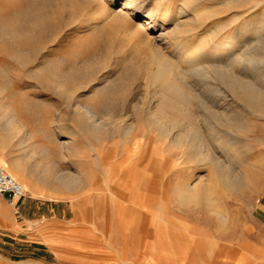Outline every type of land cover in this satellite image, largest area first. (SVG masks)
Instances as JSON below:
<instances>
[{
  "label": "rangeland",
  "instance_id": "rangeland-1",
  "mask_svg": "<svg viewBox=\"0 0 264 264\" xmlns=\"http://www.w3.org/2000/svg\"><path fill=\"white\" fill-rule=\"evenodd\" d=\"M162 56L186 99L156 79ZM12 163L71 179L35 199L72 209L92 264H242L264 191V0H0Z\"/></svg>",
  "mask_w": 264,
  "mask_h": 264
},
{
  "label": "crops",
  "instance_id": "crops-1",
  "mask_svg": "<svg viewBox=\"0 0 264 264\" xmlns=\"http://www.w3.org/2000/svg\"><path fill=\"white\" fill-rule=\"evenodd\" d=\"M28 193L30 199L14 205L0 196V264H92L94 255L82 242L84 228L72 209L58 201L37 203L35 198L46 196ZM251 219L258 231L252 234L255 241L242 243L240 259L242 264H264V191L254 201ZM186 242L167 244L173 248Z\"/></svg>",
  "mask_w": 264,
  "mask_h": 264
},
{
  "label": "bare ground",
  "instance_id": "bare-ground-1",
  "mask_svg": "<svg viewBox=\"0 0 264 264\" xmlns=\"http://www.w3.org/2000/svg\"><path fill=\"white\" fill-rule=\"evenodd\" d=\"M91 3H92V1H90ZM100 5V4H99ZM102 5V4H101ZM101 11H103V10H101ZM105 11H106V9H105ZM121 13H122V11H121ZM125 13V12H124ZM118 15H119V13H118ZM121 17L123 16V15H120ZM106 17H110V15L108 14ZM123 17H126V16H123ZM117 18V17H116ZM120 18V17H119ZM119 18H117L118 19V21H119ZM37 19H39V18H37ZM116 21V20H115ZM125 21V20H124ZM119 23V22H118ZM124 23V22H123ZM125 24H127V23H125ZM117 25V24H116ZM101 26V25H100ZM142 27V26H141ZM263 27V26H262ZM115 29H116V27H115ZM128 31H130V30H128ZM143 33H144V27H142V28H140L139 30H136V34L138 35V36H140V34L141 35H143ZM135 34V35H136ZM163 34V33H162ZM136 38V37H135ZM141 39V38H140ZM143 41V40H142ZM149 42V41H148ZM150 43V42H149ZM185 54V53H184ZM217 54V53H216ZM186 57V56H185ZM152 59H153V57H152ZM188 60H189V58H187ZM156 60V62L157 63H159L160 65H161V71L156 75V79L159 81V83L163 86V87H166V86H168L171 90L173 89V90H176V97L178 96L180 99H186L187 98V96H186V94L182 91V90H180V89H178L173 83H171V81H170V71L173 69V67H174V63L172 62V61H170V60H167V59H165L163 56L162 57H158V58H156L155 59ZM187 62V61H186ZM185 62V63H186ZM194 62H195V60H194ZM158 64V65H159ZM176 66V65H175ZM175 68V67H174ZM176 77V76H175ZM242 88H243V90H244V92L245 91H248V94L249 95H252V96H256V91L252 88V87H250L249 85H246L245 83H242ZM189 89V88H188ZM187 91V90H186ZM242 91V90H241ZM170 92V91H169ZM257 97V96H256ZM163 100H164V98H163ZM260 101V100H259ZM178 107V106H177ZM7 110V109H6ZM9 111V110H8ZM7 115V114H6ZM9 116H10V118L9 117H5V118H9V120H7V123H8V127L9 128H11L14 124V117H13V115H10V114H8ZM169 118V117H168ZM174 121V120H173ZM15 129V128H14ZM66 132H67V134L69 135V136H71L72 138H70L71 140L73 139V136H74V132L73 131H67L66 130ZM202 143V141H199V149H200V151H202L203 150V146L204 145H202L201 144ZM73 145V144H72ZM205 149V148H204ZM92 151H94L93 149H92ZM5 165V167H6V169H7V171H8V173L15 179V180H17L22 186H23V188L26 190V191H28V192H30V193H32V194H34V195H36V196H51V195H56L57 193H59L60 191L62 192V190L63 189H66V190H68L69 191V189L72 187L71 185V187L68 189V187H69V184L71 183L70 181H68V180H71V179H65V178H63V177H57V178H54L53 176H52V172H51V170L50 169H47V168H43L42 169V171L40 170V168L38 167V170H37V175L39 176V174H41V176H37V177H35V176H27L26 175V178L25 177H23L22 176V174H21V171H20V168L18 167L19 165L17 164V163H12V164H10V165H8V164H4ZM39 170L41 171V173H38L39 172ZM56 173V172H55ZM82 173V172H81ZM80 172H79V174H81ZM60 174V173H59ZM83 174H85V173H83ZM31 175V174H30ZM35 175V174H34ZM56 175V174H55ZM69 175V174H68ZM59 176H61V175H59ZM84 176V175H83ZM87 176V175H86ZM67 177V176H66ZM69 177V176H68ZM85 177V176H84ZM83 177V178H84ZM77 178H78V176H77ZM76 178V179H77ZM72 179H75V178H73L72 177ZM80 179V178H79ZM74 183H75V181H74ZM75 185V184H74ZM62 188V189H61ZM57 192V193H56ZM65 192V191H64ZM182 196H184L185 197V200H187V201H192V200H194L195 198H196V193H195V190L193 189V188H190L189 190H185V192L184 193H182Z\"/></svg>",
  "mask_w": 264,
  "mask_h": 264
},
{
  "label": "built area",
  "instance_id": "built-area-1",
  "mask_svg": "<svg viewBox=\"0 0 264 264\" xmlns=\"http://www.w3.org/2000/svg\"><path fill=\"white\" fill-rule=\"evenodd\" d=\"M0 196L14 205L25 197V189L0 165Z\"/></svg>",
  "mask_w": 264,
  "mask_h": 264
}]
</instances>
